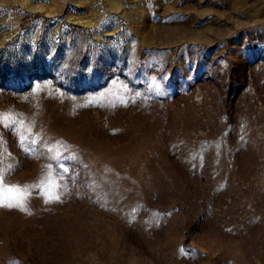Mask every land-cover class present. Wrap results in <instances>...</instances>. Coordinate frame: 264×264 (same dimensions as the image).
<instances>
[{"label": "rangeland", "instance_id": "374dc122", "mask_svg": "<svg viewBox=\"0 0 264 264\" xmlns=\"http://www.w3.org/2000/svg\"><path fill=\"white\" fill-rule=\"evenodd\" d=\"M9 113L0 264H264V0H0Z\"/></svg>", "mask_w": 264, "mask_h": 264}, {"label": "snow or ice", "instance_id": "6c2138e0", "mask_svg": "<svg viewBox=\"0 0 264 264\" xmlns=\"http://www.w3.org/2000/svg\"><path fill=\"white\" fill-rule=\"evenodd\" d=\"M0 123L4 124V126L12 127L13 125H18L20 128H23V122L18 121V119L12 115V114H0ZM28 132L31 133V129H28ZM25 139L27 137H24ZM60 155L59 152L56 153V156L54 158H58ZM11 166L9 165V169ZM51 176V171L49 172V177ZM2 181H3V173L0 172V186H2ZM44 186L47 188L46 195L48 196L49 200L52 199H59V196L55 194V188L59 187L58 184H55L51 179L48 180L47 184L45 185L44 181H41L40 185H34V187H41ZM6 193H11L12 197L11 199L15 201V204L8 202V198L6 194L0 195V206L6 205L8 207H13V206H19L23 207V201H24V196L25 193L19 189L18 187L16 188H7ZM27 210V209H24Z\"/></svg>", "mask_w": 264, "mask_h": 264}]
</instances>
